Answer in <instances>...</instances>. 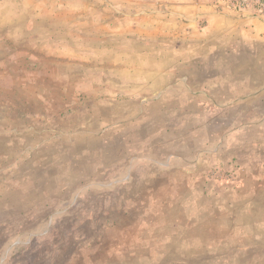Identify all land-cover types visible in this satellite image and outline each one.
<instances>
[{"label":"rangeland","instance_id":"rangeland-1","mask_svg":"<svg viewBox=\"0 0 264 264\" xmlns=\"http://www.w3.org/2000/svg\"><path fill=\"white\" fill-rule=\"evenodd\" d=\"M0 264H264V0H0Z\"/></svg>","mask_w":264,"mask_h":264}]
</instances>
